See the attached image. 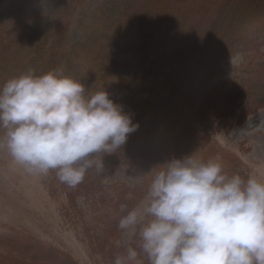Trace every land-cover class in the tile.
I'll use <instances>...</instances> for the list:
<instances>
[{
	"label": "rangeland",
	"instance_id": "obj_1",
	"mask_svg": "<svg viewBox=\"0 0 264 264\" xmlns=\"http://www.w3.org/2000/svg\"><path fill=\"white\" fill-rule=\"evenodd\" d=\"M65 1L58 0V4L66 5ZM71 1L72 8L83 9L80 0ZM104 1L93 0L88 4H93L88 7L90 19L83 23H76L69 11L61 18L63 5L48 6L54 8L51 13L46 6L42 16L35 19L26 14L25 18L20 14L19 19L16 12L2 10L0 47L2 42L5 47L0 49V59L3 56L8 59L13 74L21 72V75L29 65L40 76L41 64L48 60L46 52L59 56L66 53L73 62L62 60L58 65L73 68V72L67 69L69 76L78 72L80 75L76 77L83 82L87 79L84 74L91 70L99 76L107 71L101 59L97 62L94 57L107 52L109 43L117 46L123 59L129 62L115 82L120 86L117 88L126 90L127 86L137 85V74L147 78L148 89L154 87L152 93L160 98L151 107L143 108V115L134 113L141 123L140 135L117 151L116 167L101 174H104L101 184L104 181L124 184L123 189L143 186L144 190L121 205L117 213L125 215L137 207L154 176L174 158L192 155L205 162L213 160L229 175L239 174L244 179L254 177L264 182V0ZM115 1L121 7L131 4L124 12L130 11L138 22L142 19L147 23L142 24L141 35L136 36V28L125 27L123 11L108 10L111 13L105 20L98 19ZM94 7L98 8L92 13ZM25 12L28 14L30 10ZM110 15L114 17L112 23ZM50 18L59 20L46 28ZM246 19L249 20L245 22ZM11 28L18 30L14 36L10 33L11 39L1 35L3 31L8 35ZM261 28L262 32L258 33ZM69 30L75 35L93 30L102 36L98 35L96 42L80 45L81 34L75 42ZM25 34L28 41L18 40ZM45 38V45H40L38 42ZM133 45H139L138 49ZM34 48L39 51L34 52ZM90 48L94 49L93 58L86 56ZM140 49L146 52L142 51V55ZM135 50L140 57L149 54L150 57L145 61L134 60ZM160 54L170 62L167 71L171 65L173 68L163 94H160L164 88L160 87V81L166 67L152 72L153 66L160 64L156 63ZM234 66L238 67L237 71ZM238 77L247 79L251 86L234 90L233 86L239 84ZM217 81L223 83V92H216ZM108 96L113 101L114 95ZM105 156L107 153L98 154L95 159L103 160ZM98 175L95 168L89 169L83 184L94 189L90 181L98 179ZM84 189L82 185L73 188L61 183L54 170L47 175L30 173L16 164L5 149H0V264H52L62 259L57 255L52 259L40 247L66 252L77 264H111L96 248L105 228L107 233L114 227L105 220L98 193L92 196L93 192ZM102 192H106L104 186L99 193ZM132 196L123 195L128 200ZM119 231L113 244L129 246L133 237ZM141 260L142 264H148L145 256Z\"/></svg>",
	"mask_w": 264,
	"mask_h": 264
},
{
	"label": "clouds",
	"instance_id": "obj_2",
	"mask_svg": "<svg viewBox=\"0 0 264 264\" xmlns=\"http://www.w3.org/2000/svg\"><path fill=\"white\" fill-rule=\"evenodd\" d=\"M61 69L9 79L0 87V149L34 174L54 170L69 187L104 171L102 157L137 130L106 91L90 96ZM118 228L138 238L114 264H264V182L227 174L219 162L171 159Z\"/></svg>",
	"mask_w": 264,
	"mask_h": 264
},
{
	"label": "trees",
	"instance_id": "obj_3",
	"mask_svg": "<svg viewBox=\"0 0 264 264\" xmlns=\"http://www.w3.org/2000/svg\"><path fill=\"white\" fill-rule=\"evenodd\" d=\"M85 1H88V3L84 4ZM92 1L93 0H80V6L83 7V9H82L81 7L72 8L73 4H72L71 0L65 1L66 5L58 4V0H0V15L2 14V10H11L13 13L16 12V15H17V17H19V19H20L22 14L24 15V18H25V14H26V15H29V18L33 17V19H35V18L42 16L43 11H44V7L47 6L46 8L48 10V13H51V11H53L54 8L48 9V6L63 5V8L61 9L60 12H64V13L60 14V15H62L61 18L62 17L65 18V14L67 15V13L69 11L72 14L73 20L76 21V23H81V22L83 23V21L86 20V22H87L88 19H90V17L87 16L88 12H89L88 7L91 8V6L93 4L92 5H88V4H91ZM104 2H107V0ZM104 2H102L101 4H103ZM104 5H106V4H104ZM128 5L121 7L120 2L115 1L114 3H111V5H109V7H108V9H106V11H104L103 13H100V16L98 17V19L103 20L111 12H114V11L116 12L117 10L124 12L123 9H127V8L130 9L131 4L129 6ZM97 8L98 7L92 8L93 10L91 12L95 13L94 11H96ZM26 10H30V12L27 14L25 12ZM108 10H111V12L110 11L108 12ZM129 12H124V15H122V16H124L123 18L125 19V22H126L125 27L126 28L130 27L132 30L136 28L135 29L136 36H138L139 34L141 35L142 32H144L143 28L141 26H142V24H145L146 22L141 21L142 19L139 20V22H138V20H136L134 17H132V15H134V14L132 12H130V13ZM110 18L112 19V20H110V22L112 23L114 17L111 16ZM147 18H146V20L148 21L149 18L148 19ZM49 20L50 21H48V23L45 25L46 28L49 26V24L54 25V22L56 20H59V18H54V19L50 18ZM248 20L249 19H246L245 22ZM138 28H140V29H138ZM53 30H54V28L51 31H53ZM262 30L263 29L261 28V30H257V32L258 33L262 32ZM51 31H49V32H51ZM14 32H18V30L17 29L13 30V28H11L10 31L8 32V35H6L4 31H3V34L1 33V35H4L5 38L9 37L11 39V36H12L11 34H13V36H14V34H15ZM69 33H71V35L73 34V38H74L75 42L77 40V36H80V34H81L82 39L80 38V43H79L80 45H83L86 42L87 43L88 42H90V43L96 42L98 39V35L102 36V34H99L97 31L93 32V30L85 31V32L82 31V32H79L77 35H75V33H73L72 30H69ZM96 35H97V38L95 37ZM18 40H21V41L24 40L25 42L28 41L27 35L25 34L23 37H20ZM17 41H15L14 44ZM45 42H46V38L43 41H40L38 43L40 45H42V44L45 45ZM11 44H13V43H11ZM77 44L78 43H76V45ZM106 45L108 48L107 52L102 53L99 57L98 56L94 57L97 62H98V58H100L102 63L106 65L107 71L104 73L103 76H99L98 73H95V71H93L94 72L93 73L91 70L89 73L84 74V75H87V77H86L87 79H86V81L82 82L80 77H76V75H80L78 72L75 73L76 75L71 74V76H69L70 73L67 71V69L70 68L69 70L73 72L74 71L73 68L71 69L70 66L63 68V67L58 65L59 61H62V60H65L67 62H73V61H70V60H72L70 57L71 55L68 56V55H66V53H63L62 55L59 56V53H58V55H56L55 53L50 54L49 52H46V58L48 60H47V62H45V60H43L44 65L41 64V66H42L41 70L42 71L40 70L39 75H43L45 73L55 71L57 69H61L63 72V75L68 76V77H70V78H72V79L76 80L77 82H80L84 85L85 90H86V93H85L86 96H90V95H92L98 91H103V90L106 91L107 93H109L108 95H114V99L117 100L118 104L122 106L123 111L132 116L133 123H137L139 125L138 126L139 130H136L135 132H133L132 135L131 134L128 135V139L126 141V144L128 146V144L130 145V143L135 140L134 139L135 136L140 135V132H141V129H140L141 123H139V120L137 118L136 119L134 118L135 117L134 113L136 115H139V114L143 115V113H144L143 108L149 107L150 105H152L154 103V101L156 100L157 97L158 98H160V97H159V95L154 96V93H152L151 90H152V88H154L153 86H152V88H149L150 90L146 87V83H148V81L144 75L139 76L137 74L138 80L137 79L136 80L138 81V84L135 86L134 85L127 86L126 90H124V88H120V89L117 88L120 86L118 84H116L115 82H116V80H119L121 75L125 72V70L129 66V62H128V59H123V57L121 56L122 52H120L118 50L117 46L113 47V46L109 45V43H107ZM3 47H5V44L2 42L0 49H2ZM138 47H139V45H136V46L133 45L134 49L135 48L138 49ZM92 48H94V47H92ZM92 48H90L89 51L86 52V56L92 57L91 55L94 52L93 51L94 49H92ZM45 50H46V48H45ZM35 51H39V49L34 48V52ZM140 51H141V54L143 55L142 51H145V50L140 49ZM10 53H13V52H10ZM134 56H135L133 58L134 60L145 61V59L147 57H150V54H149V56L145 55L143 57L142 56L140 57V54H138V52L136 51V53H134ZM83 57H85V56L83 55ZM102 59L104 60V62ZM165 59H166V61H165ZM159 60L160 61H157V62L155 61L156 63H160V64H156L155 67L153 66L154 64H152V66H153L152 72L157 73V72H159V70L161 71V70H163L164 67H166V71H162L163 76L161 77V82H160V87L164 86L162 91H160V94H163L166 90L165 84L168 82V80H170L169 78H171V76H173V68L171 65L169 67L170 68L169 71H167L166 65L167 64L170 65V62L167 61V58H165L164 54H160ZM0 61H1L0 62V87H2L9 79L19 77L21 72L19 74H16L14 72V74H13L12 66L8 65V59H6L5 56H3L0 59ZM53 63H54V66H53ZM70 65H72V64H70ZM8 66H11V68ZM29 69H32V67L29 68V65L25 66L24 72L22 74H26ZM234 69H235V71H237L238 67L234 66ZM66 71H67V73H66ZM33 72H34V69H33ZM35 74H37V73L34 72V75ZM94 74H96V77ZM106 80H107V83H104ZM237 80H239V84L233 86L234 90H245V88H249L251 86V83L246 82L247 79L240 80L238 77ZM222 84L223 83L221 81L220 82L217 81L216 83H214V85L216 87V89H215L216 92L217 91L223 92L221 89ZM258 87H260V86H258ZM258 90H259V88H258ZM109 98H111V97H109ZM114 99H113V102L116 103V101ZM138 118H140V117H138ZM117 151L114 153H111V154H107V156H105V158L102 160L103 165H104V171L108 168H111V167L115 168L116 167L115 162L117 160L116 159L117 158V154H116ZM103 172H99L100 175H98V179H93L92 182L90 181V184H92L94 186V189L91 188V185L88 186L87 184H83V182H81L80 184H78L76 187H73V188H77V187H80V185H82V186L86 187V189H84L85 192H87V193L93 192L92 194H94V195H92V196H95V194L97 195V193H98V196L100 198V202L102 201V206L105 209V215H104L105 220H107L108 222L109 221L112 222L111 225L114 227V228H112L114 231L113 230H112V232L107 231V233H106L107 228H105V233H102L101 236H99V238L102 240V242H101V240L98 242L99 246L96 249H98V252L102 257L108 258L111 261V264H114V260L118 255H120V256L126 255V248L128 247L127 245L122 246L121 244H119V245L113 244V241H115V243H116V238H118V235H120V231H119L120 229L118 228V221H119V218L121 216H123V214L121 215L120 213H117L119 210L118 208L121 205L127 203V201L133 200L134 197H136V195H138L144 189H143L142 185H140L138 188H137V186H134L132 189H129V188L123 189L124 184H117V185L114 184L113 185V183H106L105 181L101 184V181L103 180L102 178L104 177V174L101 175ZM103 186L105 187L106 192L105 193L104 192L99 193L101 191V189L103 188ZM106 193H108V195ZM125 193L133 195L132 199L128 200V199H126V197L124 199L123 195ZM128 206H130V205H128ZM111 225H110V227H111ZM108 241H111V242L108 243ZM138 243H139L138 238L133 237L131 239L130 246H132L133 248H136L137 251L139 252ZM40 250L45 251L52 259H53L52 256H54V257L60 256V258L62 257V259L59 260L58 262L56 261L55 263L54 262L52 263V261H50V263H52V264H77V261L76 260L74 261L73 258L66 252L56 251V250L50 249L49 247H47L46 249H45V247H40ZM143 256L144 255L141 253L140 256L138 257V259L141 260L143 258Z\"/></svg>",
	"mask_w": 264,
	"mask_h": 264
},
{
	"label": "bare ground",
	"instance_id": "obj_4",
	"mask_svg": "<svg viewBox=\"0 0 264 264\" xmlns=\"http://www.w3.org/2000/svg\"><path fill=\"white\" fill-rule=\"evenodd\" d=\"M238 3V2H237ZM240 41H241V39H240ZM262 80V79H261ZM161 82V81H160ZM261 89V88H260ZM150 90V89H149ZM156 90V89H155ZM210 95V94H209ZM247 95V94H246ZM208 97V96H207ZM262 100V99H261ZM260 102V101H259ZM251 109V108H250Z\"/></svg>",
	"mask_w": 264,
	"mask_h": 264
}]
</instances>
